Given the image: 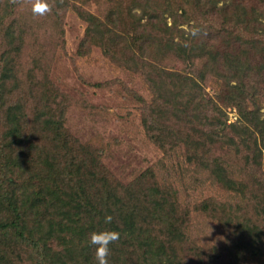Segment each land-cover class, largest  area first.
I'll list each match as a JSON object with an SVG mask.
<instances>
[{
  "label": "rangeland",
  "instance_id": "374dc122",
  "mask_svg": "<svg viewBox=\"0 0 264 264\" xmlns=\"http://www.w3.org/2000/svg\"><path fill=\"white\" fill-rule=\"evenodd\" d=\"M196 1L152 0L153 6L144 9L138 0H48L51 13L34 17L28 8H21L13 0H0V54L5 52L2 30L6 24L15 21L14 27L21 33L17 41L20 53L12 54L18 79L7 85L9 89L17 87L14 90L18 97L12 99L22 96L24 102L29 101L33 113L37 110L44 118L53 116L64 125L71 145L78 149L72 156L71 151L57 148L54 140L46 138L42 147L48 162L42 159L47 164L42 167V175L46 169L54 168L52 172L57 173L53 180L67 198L66 204L56 202L52 208L57 216L56 234L65 237L63 248L73 241L81 252H90L93 263L89 264H97L95 247L85 239L93 231L102 230L96 220L91 225L95 227L92 232L88 229L83 231L84 236L79 234V221L90 220V201L96 207L101 204L104 211L107 207L133 209L139 213L144 228H151L141 220L146 214L178 222L173 228L189 234L182 253L187 264H231L238 259L240 264H264L263 255L245 258L253 232L251 227L247 229L246 222L264 221V73L256 75L260 90L247 96L243 105L259 110L255 115L260 119L259 129L254 127L257 122L241 118L237 104L229 103L231 89L223 80L225 69L240 74V49L252 65L264 63V57L262 53L257 55L260 50L252 48L253 25L244 22L243 16L237 17L244 26L243 40L218 33L223 24L226 29L232 28L231 23L237 19L232 13H248L250 18H258L261 25L257 30L263 36L264 0H202L207 3L199 9L192 6ZM180 2L191 5L187 16L173 11ZM228 2L231 8L222 12ZM165 3L171 4V10ZM5 5L12 10H5ZM89 13L108 16L112 29L118 19L120 28L114 29L121 33L111 30L112 34L95 38L100 44H92V39L82 44L89 36L90 23L85 18ZM195 26L196 31L203 32L201 40L190 34ZM124 44L133 48L128 49L132 51L131 60L123 55ZM214 44L223 50L222 58V54L217 56L220 72L207 68L210 73L201 77L197 71L204 70L203 62H211L206 53ZM137 52L151 57L171 74L184 70L197 76L194 87L188 90L196 102L190 108L198 104L201 110L208 102L212 113L227 119V132L208 139L201 134L211 130L209 113L201 114L204 124L195 128L189 116H179V102L189 97L178 98L180 89L173 82L166 87L174 89L169 96L174 108L165 111L169 112L167 116L153 120V102L160 88H153L150 75L138 63L143 59L136 57ZM0 99L1 104L4 99ZM4 109L5 105H1L0 115L6 114ZM25 127L31 139L40 129L34 121L25 122ZM8 128L9 123L0 117V139ZM47 131L46 136L60 132L57 127ZM2 159L0 156V183L6 184L3 179L10 172H5L7 157L5 163ZM68 171L70 178L60 175ZM44 178L41 177L43 186ZM65 179H74L76 187L63 184ZM1 208L5 210V202L0 203ZM245 229L249 235L243 237ZM146 240L148 244L152 241ZM116 243L122 250L120 259L129 263V253L138 248H130L128 240L111 246ZM24 245L13 238L10 227L0 223V264L39 263L35 252Z\"/></svg>",
  "mask_w": 264,
  "mask_h": 264
},
{
  "label": "trees",
  "instance_id": "16d2710c",
  "mask_svg": "<svg viewBox=\"0 0 264 264\" xmlns=\"http://www.w3.org/2000/svg\"><path fill=\"white\" fill-rule=\"evenodd\" d=\"M186 1L191 4V0ZM151 2L152 0H138V3L143 5L144 9H146L145 7L149 8L153 6L150 4ZM196 3V5L192 6H196V8L199 9L201 5L203 6V4L207 2L198 0ZM228 4L229 2L222 7V12H225L231 8ZM167 5L168 3H165L166 8L168 7L167 9L171 10V4H169V6ZM190 7L191 5H185L184 2H180L173 11L178 13L180 16H187L190 13ZM7 8L12 10V8H9V5H5V10ZM237 9H239V7ZM232 16L234 17V20L237 17L243 16L244 22H246L248 25H253L252 27L254 32L252 31V48H255L256 51L260 50L257 55L262 53L261 58L263 59L264 32L263 36L259 35L258 33L257 25H261L259 24L258 18H250L248 13H232ZM85 18L90 23L89 36L86 37L87 39L85 38L83 40L82 44L91 39L93 40V42H91L92 44H100V42L95 41V38L97 36L104 38L107 36V33L112 34L111 30L116 32V34H119V32L121 33V30H116L120 28L118 19L113 23V27L116 29H112L111 24H109V22L106 20L108 16L103 15V13H89L86 14ZM159 21H161V19H159ZM240 21V18H237L235 22L231 23L232 28L228 26V29H226L224 24L219 26L218 33L225 32L229 34V37L243 40L244 34L242 29L244 26H240ZM14 23L15 21L6 24L5 28L2 30L3 37H5V52L0 54V98L4 99L2 100L3 102L0 104V106L5 105L6 108V111L5 109L3 111V113L6 112V114H1L0 117L9 123V130L6 132V135L4 133L0 139V156L3 158L2 160L4 163L5 156L7 157V162L5 163V165L7 164L5 172H10L8 174V178L5 180L4 176L3 179L6 184H3L4 182L0 183V203L3 204L5 202V210L2 208L0 209V223L3 222L6 226L11 228L12 236L16 241L22 243L25 242V245L22 246L23 248L26 247L27 250L31 251L32 249L35 252V257L38 258L37 261L39 262L37 264L93 263V259L89 258L90 252L88 254H85L84 250L81 252L79 247L76 246L73 241L69 242V247L63 248L62 245L64 240L62 239L65 237L63 235L58 237L56 234V229L54 227L57 216L55 213H53L55 211H52V208H54L58 202L66 204L67 198H65L64 194L61 193L59 183L53 180V176L57 173L56 171L52 172L54 168L46 169V174L42 175V167L45 168V166H47V164L44 163L42 159H45L46 161L48 160V157L46 159L43 156L44 151L42 147V145L46 143V138L54 140L56 142L57 148L67 150L68 152L71 151L72 156L78 153V149L71 145L68 134L69 132L65 129L64 125L60 124L58 121H55L53 116L44 118L43 115H38L37 110L33 113L29 108V101L24 102V98L22 96H19L20 98L15 100L12 99L14 96L18 97V92L14 90V88L16 89L17 87L10 89L7 87L11 80L18 79V71L14 67L12 54L15 51L20 53L21 46L18 45L17 41L21 38V33H19L14 27ZM128 26L131 27V24H128ZM121 27L126 28L125 26ZM197 27H193L194 30L190 34H193V37L195 36L197 39L199 38V40H201L203 37V32L202 30L196 31L198 29ZM237 30L238 32H236ZM91 33L93 34L91 35ZM123 47L126 49L123 55L127 56V61L131 60L132 57L129 52L132 53V51L128 52V49L132 50L133 48L126 44H124ZM167 48L168 47H166V49ZM222 51L223 50L220 47H217L216 44H214L206 53V56H209L208 59L211 62L208 60L203 62L204 70H198L197 74L203 77L205 73H210L207 68L217 69L220 72L219 65L221 63L217 62V56L222 54V58ZM237 52V60L241 69L240 74L238 72L232 73L231 70L226 69L224 70L223 74L224 82L228 84L231 89L229 103L237 104L241 108V118L243 117L251 123L256 124L257 122V127L256 125L254 127L259 129L258 121L260 119L255 117V115L259 113V110L249 109L248 106L245 108L243 105L247 101V96L251 95L252 97L254 93H257V91L260 90L261 86H259V81H256L258 79L256 75H259L258 73H262L261 75H263L264 63L252 65L249 63L248 55L244 53L243 50L240 49V51ZM188 55L190 56V53H188ZM136 57L143 59L138 61V63L140 62L143 72L150 75L149 81L153 84V88H160V95L153 102L151 112L153 120L167 116L169 112L166 113L165 111H170V109L172 110L174 108V106H172V101L169 98V96L173 95L174 89L166 87V84H171V82H173L174 86H176V89H180L179 93H176L177 97H189L186 102L183 100L182 102H179L181 106L179 110V116L181 115L182 118L189 116L192 121L191 124H193L192 127L195 128L197 125L201 126L204 124L201 122V114L207 115V113H209L210 115L207 116V118L210 120L208 123L212 125L211 130L207 132L204 131L201 134L206 135L208 139L212 138V140H214L215 137L220 133L225 134L227 132L229 128L227 119H223L215 112L212 113L210 111L208 102L204 103L201 110L198 104L190 108V106L196 102L188 90L194 87L193 83L197 82V76L190 75L184 70H182V72L179 74H175V72L171 74V72L155 63V60L153 61L151 57L148 56L147 58L145 54L141 55V52H137ZM173 77L175 78L173 79ZM168 80L170 82H168ZM262 82L263 81H260V83ZM21 94L23 95L25 92H22ZM166 106L167 109H165ZM220 112L221 108L218 113ZM31 118H34V120H31ZM33 121L35 126L40 129L35 134L34 139H31V136L30 138L27 137L29 132L25 127V122L29 123ZM54 127H57L58 131L60 132H57L56 135L48 134V136H46L48 132L47 130ZM75 158L76 157L73 159ZM22 163L25 164V167ZM66 165H69L67 159ZM16 169H18L19 172H17ZM24 171H26V173ZM60 175L65 178H70V171L62 172ZM93 175H96L95 172H93ZM41 177L46 180L44 186L43 183H41ZM73 181L75 180L65 179L62 183L74 188L76 187V182ZM42 186L44 189H41ZM93 196L96 197L95 195ZM116 203L112 204V206L114 207ZM89 205L92 211L90 212V220L79 221L80 235L84 236L83 231H87L88 229V231L92 232V229L95 227L91 225L97 220L99 226L102 227V230L115 229L120 233V237L117 240L118 243L128 240L131 243L130 248H138L137 251L129 253L128 259L130 260L128 263L126 260L120 259L121 255L119 254L122 252V250L118 247V244L116 243L114 247L110 245L111 254L108 257L109 264H187V260L183 261V254L185 251L184 241L189 238V234L187 232L179 231L173 228V226L177 225L178 222H173L171 219H167L165 217H162L164 218V221H162L157 218L156 214H146L141 217V220H143V222L146 224L149 223L151 228H144V224H142L138 218L139 213H135L133 209L114 207V209L111 210L110 207H107L106 211H104L101 204L96 207L95 203L90 201ZM106 205H108L107 202ZM40 206L41 208H39ZM29 212H33L31 216L29 215ZM108 215L113 217L111 224L105 223V217ZM59 223H61V221ZM246 223L247 229L248 227H251L253 232L248 241L250 249H246L245 258L247 256L252 257L256 255H263L264 257V238H262L264 237V221H262L260 224H250L249 222ZM247 229L243 231V237L249 235ZM59 232L62 233L63 231ZM146 238H150L152 240L150 244L147 243ZM85 241L89 242V239L86 238ZM53 242H56V245H53ZM34 252L32 253L34 254ZM39 256H41V260ZM231 264H240L239 259L235 260V262H232Z\"/></svg>",
  "mask_w": 264,
  "mask_h": 264
},
{
  "label": "clouds",
  "instance_id": "9594fccd",
  "mask_svg": "<svg viewBox=\"0 0 264 264\" xmlns=\"http://www.w3.org/2000/svg\"><path fill=\"white\" fill-rule=\"evenodd\" d=\"M21 8H28L34 17L45 16L52 11V6L48 0H13ZM113 217H105V223L111 224ZM120 237V233L115 229H104L93 231L89 235L90 245L95 247V259L97 264H109L110 245L115 243Z\"/></svg>",
  "mask_w": 264,
  "mask_h": 264
}]
</instances>
